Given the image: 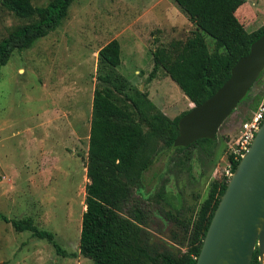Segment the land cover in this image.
<instances>
[{
  "label": "rangeland",
  "instance_id": "rangeland-1",
  "mask_svg": "<svg viewBox=\"0 0 264 264\" xmlns=\"http://www.w3.org/2000/svg\"><path fill=\"white\" fill-rule=\"evenodd\" d=\"M49 1L30 3L42 7ZM246 1L256 12L246 27L252 31L264 22V0ZM32 21L0 6V40ZM192 30L170 0H74L54 31L13 52L0 66V213L10 220L30 218L53 235L62 251L77 253L98 50L115 40L120 59L115 72L172 119L193 105L161 69L148 81L152 53L172 41L183 42ZM203 40L211 52L212 40L206 35ZM263 94L264 69L212 143L160 154L143 172L145 197L138 200L150 214L149 242L183 250L173 241L182 235L176 221L197 209L212 180L222 179L238 128ZM0 264L92 262L63 258L45 240L0 221Z\"/></svg>",
  "mask_w": 264,
  "mask_h": 264
},
{
  "label": "trees",
  "instance_id": "trees-1",
  "mask_svg": "<svg viewBox=\"0 0 264 264\" xmlns=\"http://www.w3.org/2000/svg\"><path fill=\"white\" fill-rule=\"evenodd\" d=\"M73 1L50 0L45 6L34 7L30 0H0V6L17 18H35L0 40V66L6 64L13 52L30 48L34 41L54 31ZM170 1L193 30L183 42L172 41L152 53V70L147 79L151 80L153 73L161 69L188 102L197 106L227 80L231 67L248 53L250 44L263 33L264 25L251 32L245 30V25L255 17L245 0ZM203 35L213 42L211 52ZM119 61V45L115 40L97 52V85L91 99L87 183L77 253L62 251L53 235L36 228L30 218L10 220L0 213V221L15 232L25 231L45 240L63 258L80 256L92 264H194L226 179L212 180L197 209L191 210L182 222L176 221L182 235L173 241L182 251L149 242L146 228L150 214L138 198L145 197L142 174L160 154L180 153L196 144L209 145L212 140H198L185 148L172 147L177 121L189 110L172 119L166 117L144 93L132 89L115 72ZM227 162L233 171L237 161L228 155ZM249 264H259L256 250Z\"/></svg>",
  "mask_w": 264,
  "mask_h": 264
},
{
  "label": "water",
  "instance_id": "water-1",
  "mask_svg": "<svg viewBox=\"0 0 264 264\" xmlns=\"http://www.w3.org/2000/svg\"><path fill=\"white\" fill-rule=\"evenodd\" d=\"M264 69V30L229 71L226 81L176 124L172 147L213 140L220 125L247 95ZM264 250V119L226 180L194 264H249Z\"/></svg>",
  "mask_w": 264,
  "mask_h": 264
},
{
  "label": "built area",
  "instance_id": "built-area-1",
  "mask_svg": "<svg viewBox=\"0 0 264 264\" xmlns=\"http://www.w3.org/2000/svg\"><path fill=\"white\" fill-rule=\"evenodd\" d=\"M264 119V94L257 103L255 109L251 112L247 120L243 121L237 131V138L233 145L229 147V155L235 162L239 160L242 154L248 148L254 133ZM231 165L227 162L226 168L223 171L222 177L227 180L231 174Z\"/></svg>",
  "mask_w": 264,
  "mask_h": 264
},
{
  "label": "crops",
  "instance_id": "crops-1",
  "mask_svg": "<svg viewBox=\"0 0 264 264\" xmlns=\"http://www.w3.org/2000/svg\"><path fill=\"white\" fill-rule=\"evenodd\" d=\"M245 2L248 4V6L252 9V11L254 12V13H256L255 11H254V9H253V7H252V5L251 4H249L246 0H245ZM255 3H259V0H256V2ZM262 4V3H261ZM254 6V5H253ZM256 16V15H255ZM252 22V21H251ZM250 22V23H251ZM249 23V24H250ZM264 23V22H263ZM263 23L262 24H260L259 26H262L263 25ZM248 24V25H249ZM246 27H247V25H245V30H246ZM257 29V28H256ZM255 30V29H254ZM254 30H252V31H254ZM247 32H251V31H247Z\"/></svg>",
  "mask_w": 264,
  "mask_h": 264
},
{
  "label": "bare ground",
  "instance_id": "bare-ground-1",
  "mask_svg": "<svg viewBox=\"0 0 264 264\" xmlns=\"http://www.w3.org/2000/svg\"><path fill=\"white\" fill-rule=\"evenodd\" d=\"M259 262L260 264H264V250L262 251V254L260 255Z\"/></svg>",
  "mask_w": 264,
  "mask_h": 264
}]
</instances>
